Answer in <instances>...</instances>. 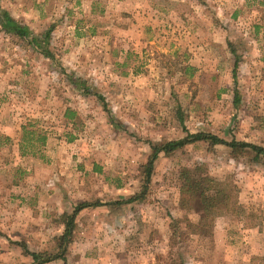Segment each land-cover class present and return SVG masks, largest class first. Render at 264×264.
Masks as SVG:
<instances>
[{
	"label": "rangeland",
	"instance_id": "374dc122",
	"mask_svg": "<svg viewBox=\"0 0 264 264\" xmlns=\"http://www.w3.org/2000/svg\"><path fill=\"white\" fill-rule=\"evenodd\" d=\"M0 7L35 34L49 30L50 52L0 26V264H30L23 246L56 251L63 215L78 202L140 191L150 144L209 132L264 146L261 0H0ZM229 40L240 53L236 79ZM67 108L77 118H66ZM195 164L236 184L264 170L250 154L234 158L206 141L160 153L145 200L115 214L105 204L81 209L66 262L45 264L220 256L212 234L187 226L200 216L199 200L191 209L179 204V170ZM240 204L245 217L250 207Z\"/></svg>",
	"mask_w": 264,
	"mask_h": 264
},
{
	"label": "trees",
	"instance_id": "16d2710c",
	"mask_svg": "<svg viewBox=\"0 0 264 264\" xmlns=\"http://www.w3.org/2000/svg\"><path fill=\"white\" fill-rule=\"evenodd\" d=\"M0 26L7 32L19 38L27 41L33 48L46 51L47 39L49 30L44 32L43 35L35 34L26 25H23L16 20L7 10L0 7ZM230 53L234 56L232 77L236 79V69L238 67L239 52L237 50L238 45L235 42L229 40L227 42ZM263 58V56H262ZM264 60V58H263ZM195 70L194 67L189 68ZM193 71H191V74ZM74 83L82 85V82L73 80ZM236 91V90H235ZM235 92L233 102L236 104L238 98ZM66 118H77L75 112L71 108H67L64 113ZM179 121L183 124L182 117H179ZM184 128V126H183ZM27 127H22L23 138H25ZM8 139V137H5ZM39 140L45 143L46 137L44 135L39 136ZM191 141H206L209 145L222 144L230 149L231 157L237 158L240 153H248L251 155L252 162H264V146L260 144L250 143L242 140H225L215 134L209 132H197L187 133L183 138L168 140L164 142H156L150 144L151 152L148 156V160L144 165V182L141 185V189L138 192L133 193L128 198L123 200H112L109 202H101L99 200L94 202L81 201L78 202L71 214H65V228L62 235L58 237L57 250L53 252H40L31 251L27 247L23 246V251L30 255L33 261L30 264H45L52 260L61 259L66 262V254L68 251V244L71 241V234L75 226V217L81 209L94 207L99 205H106L109 214H115L120 212L122 205L125 203L140 202L146 199L147 188L151 179V173L154 169V164L158 155L163 153L165 156L173 154L176 150L182 148L185 144ZM179 178L181 179V185L179 188V204L181 207L191 209L193 203L198 199L201 204L202 213L196 218V221L187 220V226L190 228V232L194 234H203L204 236L212 234L216 215L219 211H224L232 215H244L245 211L242 210V206L238 199V186L231 176H227L225 179H218L210 175L204 164H195L191 167L182 166L179 170ZM247 215V214H246ZM260 264H264V256L258 257ZM170 264H174L171 262ZM178 264H183L181 259Z\"/></svg>",
	"mask_w": 264,
	"mask_h": 264
},
{
	"label": "crops",
	"instance_id": "0c3cea01",
	"mask_svg": "<svg viewBox=\"0 0 264 264\" xmlns=\"http://www.w3.org/2000/svg\"><path fill=\"white\" fill-rule=\"evenodd\" d=\"M261 3L264 4V1L261 0ZM246 177L244 183L238 180L237 184L239 202L246 208L250 207L249 210L247 209V215L245 217L232 215L225 220L217 217L215 219L212 231L213 244L221 251V255L209 259L188 258L183 260V264H260L257 258L264 256V209L258 212L254 206H264V170L251 172ZM252 212L258 215L263 214V216L250 222L247 219L253 215ZM201 213L202 210L199 209L198 215ZM234 221H237L236 225ZM144 261L148 262L147 264H154L151 262L152 259ZM97 264L105 263L103 260H97ZM110 264L115 263L113 261ZM127 264H145V262L143 259H137L136 262Z\"/></svg>",
	"mask_w": 264,
	"mask_h": 264
}]
</instances>
